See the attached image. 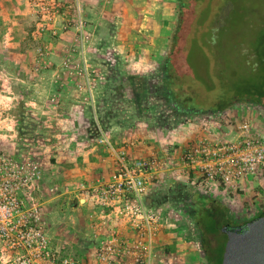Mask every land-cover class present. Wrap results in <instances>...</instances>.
<instances>
[{"label":"rangeland","instance_id":"1","mask_svg":"<svg viewBox=\"0 0 264 264\" xmlns=\"http://www.w3.org/2000/svg\"><path fill=\"white\" fill-rule=\"evenodd\" d=\"M5 1L0 0V50H2L1 46L5 48L3 52L7 53L8 50L15 49L14 44L12 47L9 45L12 44L10 37L16 34L17 37L13 40L22 39L23 47L36 51L33 57L36 63L38 48L43 47L48 61H52L58 67L55 78H58L57 74L61 80L65 79V76L81 78L83 77L82 72L76 73L75 68L87 66L95 83L100 76L109 77L112 74L119 79L129 80L133 74H140V71H136L135 63L142 59L144 64L140 70L145 72L147 78L152 77L153 79L147 85L142 82L141 97L140 95L134 96L132 87L129 86L124 97L130 107L123 109L121 106L125 102L120 101L118 104L114 91L110 96L106 95L104 86L96 84L95 88L98 90L96 97L77 88L82 95L79 98L77 110L81 109V120L86 126H92L94 123L96 127L104 123L103 112L109 113L110 117L106 120H124V122H136L140 117L139 113L144 112V119L136 122L140 123V130L135 137H132V141L149 147L152 150L151 153L154 152L160 161L157 172L148 182L147 193L144 197L149 214L157 213L160 217L156 224V240L151 246L144 247V250H150L149 263L208 264L206 249L202 245L196 223L198 216L195 215L200 213L202 205L205 204L202 199L198 202V195L205 194L210 198L207 207L219 204L226 208L229 218L239 224L245 218L259 214L261 208L264 207V179L260 184L247 182L245 189L241 187L237 191L225 190L222 185L207 183L200 170L192 169L184 159V149L190 143L191 130L195 127L192 122L198 123L201 119H197L198 113L196 115L187 114V110H176L172 106L173 103L167 96L163 72V65L172 45V37L179 24L180 0H129V4L133 5V8L138 7L140 11L133 15L130 10V17L125 19L126 32L130 36L127 38L129 42L125 45L119 43L122 41L121 37H112L113 33L121 35L123 28L118 29L117 33L114 32L116 31L114 21L119 20L121 16L119 14L120 0H110L109 13L116 20L109 19L108 16L104 18L103 22L106 23H102L103 27L99 30L102 32V37H97L91 48L88 44L93 39L90 35L92 34L90 29L92 23L87 21L85 14L81 13L76 0H56L61 16H57L55 22H50L45 30L41 29L43 21L30 5V0H7L10 1V7L3 4ZM79 1L89 4L92 0ZM222 1H193L191 10L182 23L180 31L182 39L175 55L174 75L178 81L175 88H180L181 85L186 102L189 101V105L196 106L199 110H211L227 102V106L221 109L225 114V119L219 123L222 132L233 130L237 123L245 119L251 121L257 130H263L264 106L231 100L236 92L235 89L237 90V87L242 85L241 81H238L240 79H235L237 81L235 84L230 83L223 86L222 79L217 77L212 70L214 64L210 70L213 82L210 81L211 89L196 78L198 73L204 75L206 69L201 58L203 50L201 36L199 34L198 40L195 39L194 31L202 32L212 18L208 17L200 24L202 19L199 18L200 13L210 3L211 12L214 14L219 11ZM14 2L17 6L20 5L21 9L19 7L17 10L14 9ZM94 7L95 11L101 9L100 4ZM233 7L232 15L227 20V27L232 30L234 37L239 34L252 35L251 39H248V47H252V44H256L258 36L264 34V0H237ZM95 23L97 24L98 21ZM158 29H161V33L156 36L153 33ZM54 30L56 33H53ZM66 35L68 37L64 39L65 53L60 59H55L56 52L61 53L62 50L64 52V49H57L54 52L50 42L63 39ZM152 51L154 53H151ZM4 53L0 52V57L4 58ZM126 53L132 54L128 57L124 56ZM144 56L146 59L143 60ZM252 56L253 54L250 53L249 57L252 58ZM10 60L8 54L2 61L8 63ZM57 62L60 64H56ZM73 68V74L69 73V70ZM34 71L38 72L35 69ZM0 77L4 79V83L0 84V94H2L0 98V120H2L0 157L29 160L32 164L39 166L42 170V177L38 182L36 200L38 222H36L48 237L54 252L60 251L66 256L79 258L82 264H93L97 244L106 235V231L99 229V226L101 224L102 226L110 225L126 234H131L130 225L132 224L126 223V220L118 216H110L104 208L96 204L86 190L79 189L78 182L84 178L78 179V174H75L77 170L71 160L66 166L61 164L54 167L49 163V160H55L60 155L54 141L57 140L56 138L65 139L68 133L66 126L77 125L80 120L79 116L64 117L62 114L67 113V109L59 107L61 110H56L54 104H57L58 100L55 99V101L46 102L49 112H45L50 113V116L47 121H41L40 116L33 115L36 104L22 98L15 102L9 99L8 79L5 74ZM232 85H236V88L233 89ZM117 89L115 88L116 91ZM21 92H23L22 89ZM26 107L32 115L30 118L25 117ZM214 121L210 122L213 126ZM154 128L157 130L156 133L152 130ZM94 135L96 134L92 133V136ZM98 135L93 141L95 146L99 143L97 142ZM123 144L115 145L122 146ZM90 148L93 147L90 146ZM107 150L106 156L109 157L111 154ZM69 152L77 153L79 150ZM59 159L62 160L60 156ZM106 161L108 163L109 160ZM56 168L59 171H53ZM99 179V181L97 179L89 181L86 178L84 180L93 184L109 180L102 177ZM86 184L92 185L87 182ZM81 198H83L82 201ZM194 210L195 213L192 212ZM205 221L209 225L213 220L210 215H207ZM94 228L99 229L98 237ZM221 230H219L221 241H227V234ZM17 255L18 252L12 250L6 241L0 240V264H13Z\"/></svg>","mask_w":264,"mask_h":264},{"label":"built area","instance_id":"2","mask_svg":"<svg viewBox=\"0 0 264 264\" xmlns=\"http://www.w3.org/2000/svg\"><path fill=\"white\" fill-rule=\"evenodd\" d=\"M30 5L43 21L42 30L60 15L56 0H30ZM36 64L42 68L53 65L43 47L38 48ZM69 71L73 74L74 68ZM79 71L83 77L78 80L77 88L91 91L94 78L89 68H75L76 73ZM57 77L59 79V74ZM196 117L201 119L198 126H202V133L184 149V159L192 169H199L207 183L222 185L225 190L237 191L246 180L260 184L264 179V129L257 130L245 119L233 130L218 131L210 122L225 119L221 109ZM98 142L113 154L115 169L108 181L92 185L82 182L79 189L86 190L110 216H118L132 224V231L126 234L101 224L99 229H104L106 235L97 244L93 264H150V250L144 247L156 240V224L160 217L157 213L149 214L144 197L148 182L160 165L159 158L155 153L135 157L130 144L116 146L105 134ZM41 177L42 170L29 160L0 157V240L18 252L13 264H82L79 258L54 252L37 223L36 200ZM94 229L98 237L99 229Z\"/></svg>","mask_w":264,"mask_h":264},{"label":"crops","instance_id":"3","mask_svg":"<svg viewBox=\"0 0 264 264\" xmlns=\"http://www.w3.org/2000/svg\"><path fill=\"white\" fill-rule=\"evenodd\" d=\"M76 1H77L76 5L78 6L81 13L85 14L87 21H90L92 23L90 24L91 26L90 29L92 31V34L90 35H92L93 39H91L92 41H90L88 44V46L91 48L94 43V40L97 37L99 38L102 37V32H99V30L102 29L103 27L102 23L103 24L106 23V22H103L104 18L108 16L109 19L111 18V19L116 20L115 17H113L112 14L109 13L110 12L109 7L111 6L110 0H103V2H99V0L98 2H94V0H92L89 2V4H87L85 1H79V0H76ZM3 4H6L7 6L10 7V1L6 0ZM97 4H100L101 6V9L99 11H95L94 6H96ZM119 5H120L119 14L121 16L120 18H118L119 20L114 21L116 23V31L114 32L117 33L119 32L118 29L121 30L122 28H123V31L121 32V35H118V34L114 35V33L112 32L113 33L112 37H121L122 41L119 43L121 45H125L129 42L127 38L130 37L127 35V32H126L125 19L127 20L128 16L130 17V10H132V13L134 15V14H138V11H140V9L138 7L133 8L132 7L133 5L129 4V0H120ZM19 6H17L14 2V5H13L14 9L17 10V7ZM20 13H21V10H20ZM19 16L18 18L21 17ZM95 21H98V23L96 24ZM160 33H161V29H158L153 34H155L156 36L157 35L159 36ZM15 37H17L16 34L10 37V39L12 40V44L9 45V47H12V45L14 44L16 46L15 49L8 50V53L4 51L5 52L4 53L3 50L5 48H3L4 46H1L2 50H0V52L4 53L5 57L9 54V59H11L8 63H3L2 60L5 57L4 58L0 57L1 58L0 75L5 74L8 79L7 81L10 85V90L8 94L9 99L15 102L19 100L20 98H22L27 102L36 104V110H35V113H33V115H35L36 117L40 116L41 121L42 120L47 121L48 117L50 116V113L45 112V111H48V108H49L46 102H50V100L55 101L56 99V101L58 100L57 101L58 103L54 104V107H56V110L60 111L61 109H64V108L65 110L67 109V113L62 114L64 117L70 116L72 118V117L79 116V119H80V120L78 119L79 122L77 125H73L74 128L66 126V131L68 133L65 135V139L58 140L59 138H56L57 140L54 141L55 146L59 149V152H60L59 156L60 158H62V160L59 159V156L55 160H49V163L51 164V166L55 167V166H60L61 164H63V166H66L67 164H69L71 160V162L75 166V169L77 170L75 174L76 175L78 174V179L86 178L89 181L91 180L94 181L95 179L99 181L100 180L99 178L101 177L107 180L110 179L111 174L113 173L115 169V163H114L115 158L113 154H111V152L107 150L104 145L95 143L96 144L95 146L93 144V141H95L96 135L98 134H99L98 135L99 137L102 134H105L116 145L117 144L121 145L124 143L122 146H125L127 144H130L131 153L135 157L148 156L154 153V152L151 153L152 150L149 147H145L143 143H135L134 141H132V137H135V134L140 130V126H139L140 123H136V122H138L139 119L140 121L144 119V112L139 113L140 117L137 118L138 121L136 122H129V121L124 122V120L122 121H118V120L112 121L108 119L106 120V118L110 117L109 113L103 112L104 123H102V125L100 123V126L96 127V125L93 123L92 126H86L84 122L81 120L82 118L81 109L79 111L77 110L78 105H79L78 102L80 101L79 98L82 97V95L79 93L80 90L77 89L78 79H81V78L72 77V76L71 77L65 76V79L63 80L55 78V73L58 70V67L55 66L54 64L48 68L37 67L36 63L33 60V57L36 51L34 52V50H31L30 48L23 47L24 44H22L23 42L22 39L13 40V38ZM63 37H64L63 39H59L53 43L50 42V44H52L54 48V52H56L57 49H61V50L64 49V45H65L64 39H66L68 36L66 35ZM115 42L118 43V41H115ZM62 52L63 50L61 51V53L56 52L55 59H60L61 56L64 55L65 49H64V52L63 53ZM120 52L122 51L120 50ZM151 53H154V51H152ZM131 54L132 53H126V55L124 56L129 57L131 56ZM144 59H146L145 56L143 57V60ZM56 64H60V63L57 62ZM143 64L144 63L142 62V59L136 61L135 68L137 69L136 71H140V74L139 73H135L136 75L133 74V77L129 80L127 78L119 79L117 76H113V74L112 76H109V77L100 76V79H97L96 83L92 82L91 91L85 90L83 92H85L88 95L91 94L96 97V94L98 91L97 88H95L96 84L99 86H104L105 88L104 94L106 95L108 94L110 96V94L114 91V95L117 96L116 102H118V104L120 101L125 102L124 105H122L121 107L123 109H126L130 106H129V103H127L125 99L126 97H124V95L128 92L129 86L132 87V92L134 96L137 97L142 93L141 91L143 89L142 82H144L147 85V83L149 81L151 83L152 81L151 79H153L152 77L147 78V76L145 75V72L140 70L141 66L143 67ZM34 69L37 70L38 72H35ZM150 72L152 73V71ZM3 83H4V79L0 77V84H3ZM137 85H139V88L136 87ZM115 88H118L117 91L115 90ZM21 89L23 92H21ZM1 97H2V94H0V98ZM80 106L82 105L80 104ZM59 107L61 109H59ZM72 109H74V111H72ZM24 114L26 115L25 116L26 118H30V116H32L29 113L28 108L26 109V112H24ZM201 114H204V113H201ZM191 115H196V114L191 113ZM1 121L2 120H0V124H1ZM192 123L194 124L195 127H194V130H191L190 135L192 136L189 138V141L193 140L196 137V135L202 133V128H201L202 126H198V123H194V122ZM213 123H214V127L217 128L218 131H221L220 130L221 126L219 124L220 122L214 121ZM152 130L154 133H156L157 131L156 128ZM92 133H95L96 135L92 136ZM90 146H92L93 148H90ZM105 149L108 152H110L111 155L109 157L106 156V154L108 153H106ZM70 150L72 151L79 150V152L72 153V152H69ZM81 150H84L85 152L82 153ZM106 160H109L108 163ZM85 161H88V162H85ZM55 170L59 171V169L57 168L54 169L53 171ZM84 179H80L78 183L80 184L82 182H85V183L87 182V183L93 184L91 182L85 181ZM247 182L252 184V182L249 180L243 181L241 189H245V187L247 186ZM80 200L82 201L83 198H81ZM85 201H87V199ZM215 206L219 207L221 205L215 204ZM255 216L256 214L253 216H249L245 218L244 221L253 219L255 218ZM234 223L237 224V222H234ZM239 224H242L241 221Z\"/></svg>","mask_w":264,"mask_h":264},{"label":"trees","instance_id":"4","mask_svg":"<svg viewBox=\"0 0 264 264\" xmlns=\"http://www.w3.org/2000/svg\"><path fill=\"white\" fill-rule=\"evenodd\" d=\"M193 1L201 0H180L178 8L179 24L172 37V45L163 65L167 96L176 110H187V114L212 112L224 109L225 106H227L226 102L225 104L220 105L221 107L212 108L211 110H199L196 106L189 105V101L186 102L184 94L181 91V85L180 88H175L178 83L175 79L176 76L174 75L175 55L182 39L180 34L182 23L185 20V16L191 10V5L194 3ZM235 2L237 3V0H223L222 4H220L219 11L214 14L211 12L210 3L201 11L199 16V18H202L200 24H202L208 17L212 18H210V23L202 32L199 33L198 30L194 31L195 39L201 36V42L203 43L201 58L206 69L204 75H199L198 73L196 78L211 89L212 78L210 70L211 66L214 64L212 70L217 77L222 79L223 86L230 83L235 84L237 82L235 79H240L238 81H241L240 84L242 85L237 87V90L235 89L236 92H234L235 94L231 100L251 102L253 104L264 106V34L258 36L256 44H252V47H248V39H251L252 35L249 34L244 36L243 34H239V29V35L237 37L233 36L234 33H232V30H229L227 27V20L230 15H232ZM250 53L253 54L252 58L249 57ZM232 86L233 89L236 88V85ZM136 87L139 88V85ZM200 199H202L205 204L202 205L203 208L200 213H196L195 216H198L196 223L202 245L206 249L208 264H222L226 241H221L219 230H221L222 226L227 222L230 224L235 223L229 218L227 209L215 205L207 207L210 198L205 194H199L198 202ZM192 212L195 213V211ZM201 212L202 214H205L202 215ZM261 214L262 213H259L255 217H258ZM207 215H210L213 220L209 225L206 223L207 219L205 221ZM222 232H224V230Z\"/></svg>","mask_w":264,"mask_h":264},{"label":"water","instance_id":"5","mask_svg":"<svg viewBox=\"0 0 264 264\" xmlns=\"http://www.w3.org/2000/svg\"><path fill=\"white\" fill-rule=\"evenodd\" d=\"M227 234L222 264H264V212L243 224L225 223Z\"/></svg>","mask_w":264,"mask_h":264},{"label":"flooded vegetation","instance_id":"6","mask_svg":"<svg viewBox=\"0 0 264 264\" xmlns=\"http://www.w3.org/2000/svg\"><path fill=\"white\" fill-rule=\"evenodd\" d=\"M195 211V210H194ZM264 212V210L263 211H261L260 213H263ZM243 224V223H242ZM232 226H237V225H240V224H231ZM225 232V231H224ZM226 233V232H225Z\"/></svg>","mask_w":264,"mask_h":264}]
</instances>
